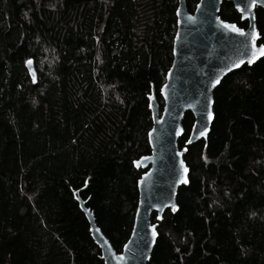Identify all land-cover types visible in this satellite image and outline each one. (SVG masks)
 <instances>
[{
    "label": "trees",
    "instance_id": "trees-1",
    "mask_svg": "<svg viewBox=\"0 0 264 264\" xmlns=\"http://www.w3.org/2000/svg\"><path fill=\"white\" fill-rule=\"evenodd\" d=\"M198 2L186 0L189 12ZM178 4L0 0V264H105L75 190L122 250ZM220 15L248 25L231 2ZM256 15L264 43V10ZM214 114L207 140L185 155L190 181L178 210L152 216L159 236L149 264H264V57L223 79ZM193 122L188 112L180 148Z\"/></svg>",
    "mask_w": 264,
    "mask_h": 264
},
{
    "label": "water",
    "instance_id": "water-1",
    "mask_svg": "<svg viewBox=\"0 0 264 264\" xmlns=\"http://www.w3.org/2000/svg\"><path fill=\"white\" fill-rule=\"evenodd\" d=\"M225 1L233 3L234 7L235 3L239 2V0H199L197 5H200V9L195 8L194 12H189L186 0H179L177 9L180 10V14L177 15L176 11L177 30L173 42V62L169 68L171 75L169 76L168 70L166 80L162 85V87L167 86L165 87L167 99L160 92L163 99L161 108L155 91L152 90L150 95L153 98L149 99L153 119V126L149 131L152 133L151 142H149L151 153L135 160L141 161L140 167L134 164L137 169L144 172L138 180L139 197L133 228L125 242L128 244V249L124 248L125 244L120 252L113 247L111 241L97 225L93 211L87 207V200L81 197L80 190L74 191L75 199L89 222L90 234L100 248L105 264H149L159 236V223L153 222L152 216L156 213V217L159 216L162 219L165 212L171 210L173 204L176 206V211L178 210V191L183 185L189 184V182L187 184L176 183L182 173L180 161L183 160L184 165L189 169L186 175L190 181V168L185 161V155L189 146L201 140H207L211 132L215 117L214 92L226 76L244 66L241 65L239 68L221 74L225 66L231 69L232 62L241 58L244 53L241 42L245 38L219 28L216 17L218 16L220 20L227 23H234L238 27L244 28L245 31H250V25L254 24L256 31L260 34L256 10L257 8L264 10V4L258 3L257 7L252 9L254 20L241 19L248 23L246 27H242L236 22H230L221 17L220 11ZM241 7H244L243 3H241ZM237 12L241 16V13ZM189 17H194V21L189 20ZM260 43L261 35L257 46ZM261 58H258L254 63ZM26 67L29 72L27 65ZM32 68L37 78L34 60ZM29 75L32 78L30 72ZM217 77L220 78V83L213 87L212 81ZM209 111L213 113L212 120L207 118ZM188 112L194 116L188 136V138L191 136L193 140L192 143L185 142L184 146L180 148L179 141L185 132L184 120ZM193 125H196L197 129L206 127L208 129L206 135L196 138ZM178 128L183 129L180 136L175 134ZM178 152L181 153L179 156ZM142 157H148V159L141 160ZM145 172L148 173V176L144 175ZM153 205L158 207H153ZM149 225H156L158 235L154 242L151 236L152 229ZM97 229L99 231H96ZM121 253L125 255L123 262L114 259Z\"/></svg>",
    "mask_w": 264,
    "mask_h": 264
},
{
    "label": "snow or ice",
    "instance_id": "snow-or-ice-1",
    "mask_svg": "<svg viewBox=\"0 0 264 264\" xmlns=\"http://www.w3.org/2000/svg\"><path fill=\"white\" fill-rule=\"evenodd\" d=\"M241 3L244 4V7H241ZM259 4H264V0H239V2L235 3V7L237 9V11H239L241 13L240 19H246L249 18L250 20H254L255 16L252 14V9L256 8L257 5ZM196 8L199 10L200 9V5H196ZM180 14V10L177 9V15ZM189 20H193L194 21V17H189ZM216 20L219 22L218 23V27L223 29L225 32L228 33H234L236 36L239 37H244L245 40L242 43V47L244 48V53L242 54L241 58H239L237 61H233L231 64V69L228 68L227 66H225V68L222 70L221 74H223L224 72L227 71H231L232 69H236L239 68L241 65H251L253 64L258 58L264 57V43H260L257 46V41L258 39H260V34L256 31L255 25L251 24L250 25V31H245L244 28L238 27L236 24L234 23H227L225 21L220 20V18L217 16ZM249 45H250V49H249ZM25 64L28 66L29 68V72L32 75L33 78V82H35L36 80V74L35 71L32 68L33 65V60L31 58L25 60ZM171 75V70H169V76ZM220 83V78L217 77L215 80L212 81V86L215 87L217 84ZM167 87V86H165ZM165 87H161L160 88V92L162 94L165 95V99H167V93H165ZM153 97L150 95L149 99L151 100ZM209 103H211V101H209ZM149 107H151V104H149ZM208 120H212L213 119V113L211 111L208 112ZM159 122V121H158ZM193 129L196 133V138L205 136L208 129L206 127H203L202 129H197L196 125H193ZM153 131H155V129H153ZM183 132V129L178 128L175 132V134L177 136H180ZM151 136L152 133H149V142H151ZM193 138L190 136L188 138V140L186 141V143H192ZM185 151L187 149H184ZM181 153H177V155L179 156ZM148 159V157H142L141 160H146ZM134 164L137 167L141 166V161H134ZM180 166L182 169V173L180 176V179L176 181V183H184L187 184L189 181L187 179V173L189 171V169L184 165V161L181 160L180 161ZM145 176H148V173L145 172L144 174ZM153 207H158L157 205H153ZM171 210L172 211H176V206L173 204L171 205ZM157 219H161V217H157ZM149 227L152 229L151 231V236L153 238V242L155 241L156 236L158 235V233L156 232V225H149ZM96 231H99V229H97ZM125 249H128V244L124 245ZM178 251V250H177ZM114 259H117L121 262L125 261V255L123 253L119 254L118 256L114 257Z\"/></svg>",
    "mask_w": 264,
    "mask_h": 264
}]
</instances>
